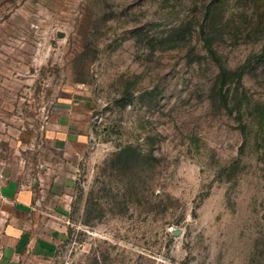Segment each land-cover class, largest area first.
I'll return each instance as SVG.
<instances>
[{
    "label": "rangeland",
    "instance_id": "1",
    "mask_svg": "<svg viewBox=\"0 0 264 264\" xmlns=\"http://www.w3.org/2000/svg\"><path fill=\"white\" fill-rule=\"evenodd\" d=\"M0 211V264H264V0H0Z\"/></svg>",
    "mask_w": 264,
    "mask_h": 264
},
{
    "label": "crops",
    "instance_id": "2",
    "mask_svg": "<svg viewBox=\"0 0 264 264\" xmlns=\"http://www.w3.org/2000/svg\"><path fill=\"white\" fill-rule=\"evenodd\" d=\"M75 188V180L74 178H63L60 181V187L58 192H63L66 197H70L74 193ZM18 188L16 191H14L13 188H11V185L8 187H5L2 191V198L4 200H15V206L19 207L21 209H25L27 206H29L30 197L26 195L25 197L19 196ZM18 212H26V211H0V243L2 248V255H9V257H12L14 255H24L27 253V247L29 246V237L27 233L20 232V234H16V229L13 227L14 223L17 219L16 217H13V215H16ZM7 219H11L10 222L7 221ZM7 222L10 223L7 225ZM56 242H52L46 238L43 240L36 241L34 243V249H35V255H45L46 252H49L54 245H56Z\"/></svg>",
    "mask_w": 264,
    "mask_h": 264
},
{
    "label": "built area",
    "instance_id": "3",
    "mask_svg": "<svg viewBox=\"0 0 264 264\" xmlns=\"http://www.w3.org/2000/svg\"><path fill=\"white\" fill-rule=\"evenodd\" d=\"M48 264H75V263L70 260H66V261L51 260V261H48Z\"/></svg>",
    "mask_w": 264,
    "mask_h": 264
}]
</instances>
